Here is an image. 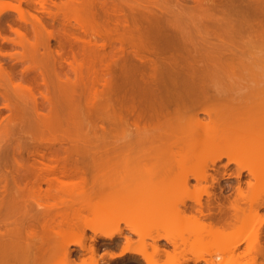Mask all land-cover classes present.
Returning <instances> with one entry per match:
<instances>
[{"label": "bare ground", "instance_id": "1", "mask_svg": "<svg viewBox=\"0 0 264 264\" xmlns=\"http://www.w3.org/2000/svg\"><path fill=\"white\" fill-rule=\"evenodd\" d=\"M13 1L16 2V6L8 5L3 9L15 12L17 20L21 24L19 22H17V24H15L16 22H14V24L13 22H11V24L6 22L7 27H5L8 28L7 31L9 30L8 32H10L13 37L6 39V37L0 36V38L3 41H8L16 48L20 47L21 51H14V53L0 51V108L10 111L12 109L11 96H21L23 94L22 89H24L29 95L33 96L32 83L34 82L38 85V87H36L38 92L36 96L38 95L40 100L42 99L43 101L40 102V105L43 104L41 107L45 108L41 109H43V111L46 110L39 115L40 133H43L41 134L42 139L40 137L39 141L42 142L45 147L40 143L44 147V152L43 150L38 152L40 155L39 157L42 160L45 159L46 162L38 161L33 163L32 160L29 163V156L31 157L32 154H38L37 150L28 151L25 149L23 151V149L19 148L10 152L14 160L13 166L11 165V168L5 167L6 169H0V264H44L43 261L47 258V262L45 263L51 264V258L53 260L54 257L56 259L54 258V262H52L53 264H55V262H58V264L67 262L73 263L71 251L67 245H62L58 241V244L60 245L54 244V247V245H51L50 243H55L57 241H54L50 236H52L51 234L58 233L57 230H61L62 228H66L72 234L77 232L79 235H82L84 233L85 230H81L84 228H80L81 232H79L80 230L78 229V226H76L79 224H76L75 222V220L78 221V217L75 215L77 213L74 214V217L71 216L75 210L73 211L68 205L66 208H69L70 210L65 209L69 215V211H73L71 212L70 217H72V219L76 218L74 219L75 223L65 214V210H60V212H58V210L56 213H50L43 212L41 209L40 211H37L38 209H36V212L33 213L30 212L32 207L30 209L28 208L29 205L27 204L26 196L24 195L27 193L30 194L29 197H39L42 184L47 187L44 193V196L46 195V197H52L54 193L61 194V192L65 191H67V193L78 192L77 190H79V192H84L83 188L98 174H102L105 177V180L103 183H100L93 188L92 192L100 194L105 187H108L109 189L111 188V190L113 189L114 191L124 190L126 192V196L121 199V202L118 200L119 203H116L119 208H116L113 202V204H109L108 201L107 205L112 206L106 207L102 204V206L104 205L103 207H106V210L103 211L102 209H99L100 207L103 208L102 206H91L87 201L91 206L90 209L93 207V210L91 209L92 211L96 210L95 207L98 211H102L99 222V219L93 220L94 212L91 210L90 212L88 210L89 208H85L88 207V205L86 206L85 204L80 203L81 207L85 205L84 208L88 211H85L84 215L83 213L81 214V212H78L83 218L81 224H89L88 221L86 223L87 219L90 222L93 220L89 225L91 226L95 222L94 225H96V227L93 225L94 227L88 226L86 229L88 228L92 233L93 231L94 233L97 232L98 236L105 240L111 241L114 236L121 233V229L117 224L119 222L118 219L124 222L125 216L130 213L144 212L146 214L147 212V215H154L155 217L156 215L162 217L165 213H168V218L172 219L173 216L177 218L175 215L183 213L184 209H180V207H186L185 202L188 199L192 200L195 205L192 207L190 206L191 208L189 207L188 209H190V211L193 212L192 215L194 214L196 217H194V215L191 216V214L189 215L196 218L198 221L207 220V222L202 221L204 225H199V230L212 233L213 235V233H219L225 228L231 226L235 227L236 223L238 225V223L241 222L239 223L241 226L244 224L247 215L246 211H248V209L246 210L243 209L244 207H240L243 198H246L243 197L244 191L241 192L239 185L240 173H237L235 176L237 179V186L234 188V199H231L232 197L230 196H222V192L224 191L222 185H218V191L213 197H211V202L206 200L205 203H201L199 197L186 198L185 194H183L187 185L190 183L189 180L194 179V181H199L208 176V173L205 172L206 169L204 170V168L208 167L209 169V166L206 167L205 162L209 161V163L212 164L210 167H213L215 162L226 156V153L230 150L231 141L237 140L244 142L243 148L245 150V157L244 155L242 158L239 157L241 156L239 155L240 153L243 154L241 144L233 149V153L227 158L226 163H234L239 167L238 172L240 170H245L248 174L255 177L256 186H258L259 183H264V171H261V173H255L252 166L246 167L242 165L243 161L248 156V152L250 153L253 151L255 144L264 136V83H262L261 86H258V83L251 82L241 86V88L238 87L239 90L233 89L231 92L233 94L235 92L234 96H229L228 93L230 94L231 92L224 90L225 92H228L227 94L225 93V96L222 87L215 84L223 76L233 74L235 72L233 66L240 60L238 59V49L241 48H237L238 42H235L236 47H234L233 43L230 44L223 40V36L229 37V35L232 34L229 33V31L231 32L233 28H239V24L237 25L238 27H236L232 22L234 25L233 27L231 22H228L227 20L220 21L217 19L218 21H215L214 19V21H207L203 16L202 19L204 18V20H200L199 18L195 19L200 21L198 24L199 26L194 25L191 27L192 30L189 31V28L185 27L187 25L186 23L184 24V19H181L183 23L179 20L181 18V13L178 14L179 12L177 14L180 15V17L179 19H176V21L179 20L178 22H176L175 19L171 22L173 19H168L167 17L169 16L165 17L166 19L160 16L165 19L164 21H162L163 19L160 21V18L156 19L157 16L154 18L156 21H154L153 16H151L153 21L150 22L148 18H137L134 20L135 18L133 19L131 17L132 19L130 18L131 20H129V22L126 19L128 18L127 16L125 18L120 14L121 12H117L114 9L112 11L113 18L109 19V22L104 19L107 22L103 23L101 21V24H99L95 20V9L93 10L95 5L94 2H100L104 5V0H70L69 2L71 3L68 5L62 4L60 6L56 0ZM257 1L253 2L255 3ZM22 4H25L26 6L35 5L34 9L37 10L39 8L38 10L42 13L44 12L50 20H52L51 22L57 17L60 8L68 9L75 13L84 7V9H82L83 12L86 16H90L91 18V23L88 22L91 36L87 40L81 36L73 38L76 42L81 44V50L79 56H76L73 53L70 55L72 61L70 60L71 62H69L68 65L71 67H69L71 69L69 70L73 72L72 77L68 78V76L71 75L68 74V72L70 73V71H68L65 73L66 76L63 73V76L65 77H63L64 79H59L52 70L54 62L58 61V64L59 61H62L63 63L65 62V57H62L64 55L61 54V51H53L50 55L43 53H38L37 55L34 52L35 46L39 47L38 44L40 42L54 38L52 30H50L53 29L50 27L54 26L53 24L51 26L49 24L50 29L42 27L43 30H41V32H44L42 33L45 34V38L43 34H40V39L46 40L39 41V30L42 28H38L37 31V27L34 28L33 26L34 24L30 25V27H28L32 32V34H30L32 37H28L30 31L26 28L28 21L26 24V19L20 8ZM257 8H260L259 4ZM261 10L263 9L261 8ZM257 14H259V12H257ZM31 16L32 15L28 16L27 14V17ZM205 16L207 17V15ZM36 18L34 19L36 20ZM141 19H143L144 24L141 23L142 21H138ZM37 22L38 19L36 20V23ZM75 22V25L80 32L88 33L87 27L82 21L76 20ZM180 22L181 24H179ZM250 22L251 23L246 26L248 43L244 44L245 48L250 51L251 54L256 55V57L254 56V59L258 57L256 59L258 60L257 62H259L258 64L264 63V26H262L264 23H256L253 20L254 24H257L254 25L252 24V21ZM29 24L31 23L29 22ZM138 24L141 25V29L139 28V30L142 34L149 33V35H151L150 33L155 31L157 34L161 35V39L164 40V50L171 51L170 47L165 46L166 43H168L169 45L180 47L171 48L174 51L177 49H183L185 56L182 57L177 54L174 56L158 55L157 59L159 60V64L154 65L150 58L140 56L139 53L130 54V52H126L125 47L127 46L123 47L124 41L131 40L135 33H137L136 35L138 37L134 36V39H139L140 37L139 35L141 32H138L137 29L139 26ZM182 24H184V26ZM75 25L72 26L75 27ZM3 26H0V35ZM25 28L27 31H25ZM231 28L232 30H230ZM193 30H195V32H198V30L199 32L202 31L205 35L202 38L204 39L203 43H199L198 45L192 42V40H194V35L192 34ZM234 31H236V29ZM121 32L123 33L121 34ZM240 33L242 32L240 31ZM190 34L192 35V38ZM141 38H143V36H141ZM211 39H215L218 42L211 43ZM37 41L38 44L36 45ZM105 43L108 45L118 43V45H120L117 49L118 53H104ZM128 47H131V45ZM202 49L204 50V55L197 56L199 50L201 52ZM47 50H49V47ZM39 51L37 50V52ZM241 51L242 50H240V52ZM239 54L241 55L242 53ZM5 59L10 61L11 66L12 64L15 65L17 63V65H21L20 71L18 73L16 71L17 75L19 74V78H16L13 72L6 70L3 66V62L6 61ZM254 59L253 62L255 63ZM136 62H139L141 65H137ZM10 63L8 64L9 66ZM96 63L100 65L99 71L95 69ZM32 64H37V67L42 64L50 67H46L48 68L46 69L44 68V65H42L40 68L45 69L44 71H46V73L38 72L36 75L34 71L37 72V70L33 71V66L31 67ZM68 65L66 64V66ZM13 68L16 67L13 66ZM260 68L263 69L264 67ZM81 69L86 72H88L87 70L89 69L88 73L81 71L82 73L85 72V74H88V76L85 74L84 76L80 72ZM9 70H12V68H9ZM13 71H15V69ZM29 71L32 74L29 73V75ZM33 72L35 75H33ZM27 75L28 77L30 76V78H27ZM52 76L54 77L52 78ZM49 77L52 79L49 80ZM230 87L231 89L234 88L233 84H230ZM220 89H222L221 92H219ZM198 111L207 114L208 119L202 121L203 119H198L197 116L189 117L186 114L190 112L197 113ZM208 112L212 114H209ZM129 117L132 118L133 130L141 132L135 133V135H143L139 136L141 142L138 141V144L141 143V147L144 146L140 148L139 145H137L139 149L132 154V160L135 161L136 158H138V160L140 158H144L145 160L148 158L149 160L151 159L152 161H149L151 162L150 167L148 166L145 169L148 171L149 175V168H151L153 164L154 166L152 167L156 168L154 170L155 173L153 168L151 169L152 171H150L151 174H156V176L153 175L156 179H154V177L151 178L152 175H149L151 178L149 181L143 180V178L139 177V179L135 178L136 181L133 180V182H129L126 186L123 184L122 186L118 182L127 177L126 175L129 174V169H127V167H119L115 160H117L119 158L118 156L124 151L117 149V146V150L115 148H113L115 150L105 149L104 144L106 143L107 138H109L106 136V133H109L112 129L118 130V127L120 126L123 128V125H125ZM103 124L106 125L108 131ZM239 131L241 133H238ZM248 131L250 134H242V132ZM227 132H230L231 134L229 133V135H225ZM117 133L119 134V132ZM48 134L51 135L49 139L47 138ZM113 136L115 135L113 134ZM132 136L133 135L130 137ZM122 137V139L125 140V136ZM243 138H245V140H243ZM137 140H135L136 143ZM45 143L46 145H49L46 146ZM106 145L108 147V144ZM203 153H206L205 156L207 155V161L204 162L205 165L196 169L194 165L201 160V155H203ZM259 155H261L264 160V150L260 151ZM258 158L261 159L260 156H258ZM124 163L128 166L129 160ZM154 163H156L157 166ZM172 165L177 166L180 170L174 174V176H170L169 174L171 170H173ZM210 175L211 174H209V176ZM153 179L154 181L157 180L156 183L151 181ZM161 184L167 185L165 192L164 190L160 191L159 189V192L157 193L156 190H158V187H161ZM247 185L249 186V183H247ZM163 194L167 195V199H163ZM258 199L259 197H255L253 200L251 199L252 205L251 203L249 205L250 207H254L251 210L249 208V210L251 211V214H256L259 227L256 230L251 231V239L247 246V252L245 251V254L250 256L249 259L247 258L248 260L246 259L245 262L242 263L241 259L244 255L241 253L242 256L238 254L239 257H232L238 244L241 241H244V235L241 234L242 232L235 236L232 235V237H229L228 239H222L223 241L220 240L218 244L216 243L218 246H215L216 248L213 257L215 256L214 259L218 262H211L204 256L206 254L209 256L212 254L209 252L212 250H208L212 246L207 247V245L204 246L203 244L202 246L200 244L201 242L199 243L198 241L195 243L198 242L199 245L194 243V246L198 245V251L201 250L200 248H203L202 251H206L197 255L195 253L198 251L194 250L195 252L192 251L193 255L190 254L193 258L191 257V259L187 260L191 261L193 264L201 262L204 264H225L224 262L222 263L223 260H220V258L226 256V254L229 256L232 253L229 259L232 264H264V243L262 244L260 240V231L262 230L261 224L264 222V216L259 217L257 215V209L264 206V201L260 202L259 200L258 202ZM164 200L166 202H164ZM87 202L85 201V203ZM104 203H106V201ZM37 206L41 207L40 204H37ZM174 208H176V211H174ZM185 210H187V208ZM89 212L91 215L93 214V216H91ZM242 212H245V214ZM85 214H88V216L90 215V218H93L90 220L87 216L88 218L86 219ZM98 215L99 214H97V217L99 218ZM97 217L95 218L97 219ZM252 220L254 221L253 218ZM81 226L82 225L79 227ZM173 228H175V226ZM145 231L147 230H144V233H137V231L134 230L132 232L136 233L141 238V236H147L146 233L149 230L147 232ZM196 233L198 232H195V235ZM180 234L181 233H179V235ZM204 235L208 236L209 234ZM65 236L67 237L68 234ZM49 238L51 240H49ZM159 238H163L173 248V252H175L177 256V251H180L179 248L181 245L179 246V243L177 242L178 237L176 233H171L163 237L157 236L154 240ZM95 239V236L90 238L91 244L88 245L87 249L82 246V248H84L85 251L87 250L86 252L90 254L88 260L92 262L84 261L85 259L80 257L84 261L83 264H98L94 258L96 253L94 248ZM184 239H181V244H185ZM31 241L34 242L33 245ZM125 241V245L119 254H108L107 256L113 258L116 256H122L126 253H132L140 255L145 264H155L154 255H167V252L159 248L157 245H151L153 251L151 254L145 251V247L147 246H139L134 249V247L130 248L131 243L129 240L125 239ZM176 249L177 251H175ZM194 249H196V247ZM181 252L179 253L182 255ZM175 253H173L174 256ZM257 256L261 258V261L258 260ZM57 258L59 261H56ZM183 264H187V262Z\"/></svg>", "mask_w": 264, "mask_h": 264}, {"label": "rangeland", "instance_id": "2", "mask_svg": "<svg viewBox=\"0 0 264 264\" xmlns=\"http://www.w3.org/2000/svg\"><path fill=\"white\" fill-rule=\"evenodd\" d=\"M69 1L70 0H68V1H66V0H56V2L58 3L59 6L62 5V4L68 5L69 3H71ZM104 1H105L104 5L101 4L99 1H97L99 3L94 2L95 5L93 7V10L95 9V11H94L95 12V20L99 24H101V21L103 23L107 22V21L109 22L110 21L109 19L113 18V15H112L113 9L115 11H117V12H121L120 14H122V16H124L125 18L127 16L128 18H126V19L128 21L131 20L132 18L133 19L135 18L134 20H136L137 18L138 19H140V18L147 19L148 18L149 22L153 21V20L156 21L154 19V18H156V16H157L156 19L160 18V21L162 19H163L162 21H164L166 19L165 17L169 16L167 18L171 19V20L173 19L171 21V22H173L174 19H175V21H176V19H179L180 15H181V18L179 20L181 21V19H184L183 20L184 24L186 23V25H187L185 27L189 28V31L192 30V28H191L192 26L199 24L200 21L199 20L198 21L195 20V19H198V18L200 20H204V18H205V20L207 19V21L208 20L209 21H214V19H215V21L227 20L228 22H231V25L233 27H234V25L236 27H238L237 25L239 24V28H233V30L231 28L230 29V30H232L231 32L228 30L229 33H232V34L229 35V37H233V38H229L228 36H227L228 37L227 38L225 36L226 37V39H225V37L223 36V38H224L223 40L225 42H227V43H230V44L233 43L234 47H236L235 46L236 45L235 42H238L237 48H241V49H238V50H239V53H242L241 55L238 53V59H240V60L235 63L236 65L233 66V69H235V72L233 74H231L229 76H223L224 78L223 77L220 78L219 81H218L219 83L216 82L215 84L220 85V87H222V89H223V93L227 94L228 92H231V90L232 91H233V89L239 90V88H241V86H244V85L249 84L251 82L258 83V86H261L262 83H264V68H263L264 67V63L258 64L259 62H257L258 60H256L258 57L256 59H254L256 57V55L251 54V52L248 51L245 48V45H244V44L248 43V34H247L248 32L246 31L247 24H250L251 23L250 21L253 22V20L256 23H261V24L264 23V0H258V1L257 0H104ZM253 1H257L258 3L257 2L254 3ZM260 2H261V4H260ZM258 4H259L260 8H257ZM8 5L16 6V2L13 1V0H0V26H3V24H4V26L2 27L0 36L6 37V39L13 37V35L10 32H8L9 30L7 31V29H8V28H6L7 27L6 26L7 23L11 24V22H13V24H14V22H16L15 24H17V22H19L17 20V15H16L15 12H13L11 10L3 9V8H5ZM34 6L35 5H27L26 6L25 4H22L21 7H20L21 11H22V13L24 15V18L26 19V24H27V21H28V24H29V22L31 23L29 25L27 24L26 28H28V31H30L29 30L30 25H33V24H34L33 25L34 28L37 27V31H38V28H42V27L46 28V29H50V28L55 29V30L50 29V30H52V33L54 35V38H51L50 40L40 39L41 38L40 36L44 32L43 31H42L43 33L41 32V30H43V28L39 30L40 31V33H39V41H43V40H46V41L40 42L39 44H38V41H37L36 45L38 44L39 47L35 46L34 52L37 55H38V53H43V54L50 55L53 51L59 50V52L61 51V54L64 55L62 57L63 58L65 57L64 58L65 59L64 63H66L68 65V63L72 61L71 58H70V55H72V53H73L76 56H79L80 50H81L80 49L81 44L79 42H76V40H74L73 38L76 37V36L77 37L81 36L82 38H86V40H87L91 36L90 35L91 31H90V29L88 27V22L91 21L90 16L88 17V16L85 15V13L82 10V9H84V7H82V9L78 10L75 13H73L72 11H70L68 9L60 8V11L58 12L57 17L53 20V22H51L52 20H50V18L44 12L42 13L41 11L38 10L39 8H38L37 5H36L37 8H38L37 10L34 9ZM261 8L263 10H261ZM254 10L256 11V13H255ZM260 11H261V14H260ZM257 12H259V14H257ZM177 13L178 14L181 13V14L178 15ZM27 14H28V16L32 15L33 18H32V16L31 17H27ZM205 15H207V17ZM34 16H36L37 18L34 17ZM151 16H153V20H152ZM160 16L164 17L165 19L161 18ZM203 16H204V18L202 19ZM213 17H216V18H213ZM34 18H36V20L38 19L39 25H38V22L36 23V20ZM104 19H106L107 21L104 20ZM221 19H223V20H221ZM76 20L77 21H82L86 25L88 33L87 32L83 33L82 31L80 32V30H78V28L75 25L76 24V22H75ZM138 21H140V22L142 21L141 23H143V19L138 20ZM178 21H176V22H178ZM183 21H181V22L183 23ZM181 22L179 24H181ZM232 22H233L234 25L232 24ZM254 22L252 24H254ZM137 23H139V22H137ZM49 24H50V26L53 24L54 27H50L49 28ZM184 24H182V25L184 26ZM72 25L73 26L75 25V27H73ZM254 25H257V24H254ZM140 26L141 25H139L137 27L138 32L140 31L139 30ZM143 26H142V28H143ZM262 26H264V25L262 24ZM240 27H241V29H240ZM235 29H236L237 32L234 31ZM199 30H198V32L197 31L195 32V30H193V32H192V34L194 35V38H193L194 40H192V42H194V43H196L198 45H199V43H203L204 42V39H202V38H203V36H205L202 33V31L199 32ZM239 30L242 33H240ZM25 31H27V29ZM152 32L153 33H150L151 35H149V33L142 34V32H141V34L139 35L140 36L139 39L141 38V36H143V38H141L140 40L137 39V38L134 39V36H137L136 35L137 33H135L134 36H132L131 40L124 41L123 47L127 46V47H125L126 52H130V54L131 53H139L140 56H144L145 58H150L154 65H158L159 64V60L157 59L158 55L159 56H169V55L174 56V55L177 54V55H181L182 57L185 56V52L183 51V49H177V50L174 51L171 48H180V47H177V46H174V45H169L168 43H166L165 46L170 47L171 51H166V49L164 50V40L161 39L162 36L157 34L155 31H152ZM122 33L123 32H121V34ZM30 34H32L31 31L28 34V37L31 38L32 35L30 36ZM225 34H228V33H225ZM44 35L45 34H43V36ZM44 38H45V36H44ZM191 38H192V35H191ZM34 40H35V38H34ZM5 41L6 40H4V41L2 39L0 40V51H2V52L5 51V53L6 52L14 53V51H16V52L17 51H21L20 47L16 48L14 45L9 43L8 41H6V42ZM47 41L49 42V45H48ZM210 41H211V43L218 42L215 39H211ZM242 41H244V42H242ZM31 42H32V40H31ZM44 42H46L47 44L44 43ZM105 44L106 45H105V48H104V53L105 52L106 53H112V52L118 53V51H117L118 46L120 47V45H118V43H113L111 45H108L107 43H105ZM129 45H131V47H128ZM47 46L49 47V50H47L48 49ZM40 47L42 48V50H41ZM36 48H38V49H36ZM37 50L38 51L40 50L42 52H40V51L37 52ZM240 50H242V51L240 52ZM49 51H51V52H49ZM203 52H204L203 49H202L201 52L199 50V52L197 53V56H200V55L202 56V54L204 55ZM253 59H254L255 63L253 62ZM5 60L6 61L3 62V66L6 68V70L13 72L15 77L19 78V74L17 75V73L20 71L21 65L20 64L17 65L18 64L17 63L15 65L12 64V66H11L10 61L8 59H5ZM9 63H10V66L8 65ZM64 63L62 61H59V64H58V61H56L52 65V70H53L54 74H56L58 76L59 79H64L65 77L63 76V73L65 74V73H67L68 71L71 70L70 69L71 67L69 65L66 66V64H64ZM136 64L137 65H141L139 62H136ZM36 65H34V64L31 65V67L33 66V71L37 70V72L34 71L36 73V75L38 74V72H40V73H44L45 72L46 73V71H44L45 69H41L40 68L44 64H42L40 66L38 65L39 67H37ZM13 66L16 67L17 69L13 68ZM46 67L49 68L50 66H45L44 65V68H46ZM260 67H262L263 69H261ZM9 68H12V70H9ZM48 68H46V69H48ZM14 69H15V71H13ZM83 69H81L80 72L81 71L82 72L85 71ZM95 69L97 71H99L100 70V65L96 63ZM259 69H261V70H259ZM16 71H17V73H16ZM87 71L89 72V69ZM34 72H33V75H35ZM61 72H62V74H61ZM85 72L82 73V74L84 75ZM88 72H86V73H88ZM29 73H30V71L28 72V74ZM72 73H73L72 71H70V73L68 72L69 75L71 74L70 76L67 75L68 78L72 77ZM30 74H32V73H30ZM85 75L88 76V74H85ZM65 76H66V74H65ZM26 77L30 78V76L28 77V75ZM53 77L54 76H52V78ZM52 78L49 77V80L52 79ZM230 84L231 85L233 84L234 88L231 89ZM36 87H38V85L33 82L32 83V88H33L32 94H33L34 97L29 95L24 89H22L23 94L21 96H19V97L11 96V103H12L11 107H12V109L10 111H8L7 109H6L7 110L6 111L3 108H0V118H1L0 119V169L1 170L4 169L5 167L6 168H11V165L13 166V164H14L13 161L14 160H13L11 154H10V152H12V150H17V149L20 148V149H23V151L25 149H27L28 151L29 150H31V151L32 150H37V152L38 151L41 152L40 150H43L44 147H45L44 144L39 141V138L41 137V134H43V133H40L39 115L41 113H43L44 111H46V110L43 111V109L45 107L44 108L41 107V105H43V104L40 105V102H43L42 99L40 100L39 96L38 95H37L38 97L36 96V94H38ZM225 87H228V88H225ZM222 89H220L219 92H221ZM224 90L228 91V92H225ZM237 92H236V94H237ZM226 94H225V96H226ZM230 94L228 93L229 96H234L235 92H234V94L232 92ZM0 106H1V104H0ZM44 106H45V103H44ZM41 108H43V109H41ZM186 114L189 117L190 116H192V117L197 116L198 119H201V120L203 119L202 121H206L208 119L207 118V114L199 112V111L197 113L190 112V113H186ZM186 114H185V116H186ZM209 114H212V113H209ZM131 119L132 118H130V117L127 119L125 125H123V128H121L122 126L118 127L122 131H120L117 128L118 130L112 129V130H110L109 133H106V136L109 137V138H107V141L104 144L105 149L106 148L109 149V150L113 149V148L116 149V146H117V149H121V150L124 151L118 156L119 158L117 160H115L116 163L119 165V167H125V168L127 167V169H129V174L126 175L127 177L121 179L120 182H118L121 185L123 184L124 186L129 184V182H133V180L136 181V179H139V177L143 178V180H148V181L151 178H153V177H154V179H156L155 178L156 174H151V171H152L151 169L153 168V171L156 169V168L152 167V166H154L153 164H152L151 168H149L151 170V171L149 170V175H152L151 178L148 175V171L145 169L148 166L150 167L151 162H149V161L151 159L149 160V158L148 159L146 158L147 160H145L144 158H140L139 157L140 159L138 160V158L135 157L137 160L136 159H135V161L132 160L133 159L132 158L133 157L132 154L136 150H138L139 147L142 148L144 146L141 147V143L138 144L139 142H141V139H140L139 136L142 135V134H138V135L136 134L135 135V133H138L140 131L137 132V131L133 130L134 127L132 126V120ZM103 125H105V124H103ZM105 129H106V125H105ZM117 132H119V134ZM229 133L230 132H227V133H225V135H229ZM238 133H241V132L239 131ZM44 134L47 135L46 133H44ZM110 134L112 136L114 134L115 136L112 137ZM120 134H122V135H120ZM242 134L248 135V134H250V132L249 131L248 132H242ZM131 135H133V136L130 137ZM42 136H44V135H42ZM48 136H47V138L49 139L51 135L48 134ZM122 136H125L124 137L125 140L122 139L123 138ZM134 137H136V138H134ZM41 139H42V137H41ZM137 139H139V140H137ZM135 140H137V143L135 142ZM243 140H245V138H243ZM133 141H134V143H133ZM40 143H42L44 147ZM46 143H47V140H46ZM46 143H45V145H46ZM130 143H131V145H130ZM135 143H136V145H135ZM106 144H108V147H107ZM241 144H242V149H243L242 152H243V154L240 153L239 155H241V156H239V157L242 158V156L244 155V152H245V150L243 148L244 147V142H241L239 140L231 141V147H230V150L228 151V153H226V156L222 157L219 161L215 162V164H213V167H210V166H212V164L209 163V161L206 160V157H207V155L205 156L206 153H203V155H201V160L199 162H197L194 165V167L196 169H199L200 166L205 165L204 162L207 161L205 163H206V167L209 166V169L207 167V168H204V170L206 169L205 172H207L208 174L207 173H205V174H207L208 176H206V178L203 179V180L200 179L199 181H194V179L189 180L190 183L187 185V187H186V189H185V191L183 193V194H185L186 198L199 197L201 203H205L206 200L210 201L211 197H213V195L216 194V192L218 191L217 190L218 189V185H220V186L222 185V187L224 188V191L222 192V196L223 197L224 196L225 197H229L230 196V197H232L231 199H234V197H235L234 188H236V186H237L236 185L237 184L236 183L237 179H236L235 176H236L237 173H240V177H239L240 184L239 185H240L241 192L244 191L243 192L244 196L243 195L242 196L246 197V198H243V200L241 199L243 202L240 203V205H241L240 207L241 208L244 207L243 209H246V210L248 209V211L245 210L246 214H247L245 222H244V224L242 226H241V224H239L241 222H239L238 225H237V223H236V226L234 225L235 227L231 226L232 228L231 227L225 228L222 231H220L219 233H216V232H215L216 234L213 233V235H212V233H207L205 231H202V230L198 229L199 225L203 224L202 221L203 222L204 221L207 222V220L205 219V220H202V221H198L196 218H194V217H196V215H194V214H193L194 217H191V216H193L192 215L193 212H191L190 209H188V208L190 206L192 207V206H195V205H194L192 200L188 199L185 202V206L186 207L182 208V207L179 206L180 209H184L185 210L187 208L188 211L187 210H185V211L183 210V213H182L183 215L182 214H180V215L177 214L178 216L175 215L177 218H175L174 216L172 217V219L168 218L167 217L168 213H165V212H164L165 213L164 216H162V217L161 216L159 217L158 215H156V217L154 215L150 216V215H147L148 214L147 212H146V214L144 212H140V213L136 212L137 214L135 212H133V213H130V214L125 216V221L124 222L120 221L118 219L119 222L117 224H118V227L121 229V233L119 235L117 234L116 236H114L111 241L101 238L100 236H98L97 232L94 233V231H93V233H92V231L89 230L88 228L86 229V227H88V226L89 227H94V226L96 227V225H94L95 222L93 224L94 226L93 225L90 226L89 224H91L93 222V220H98L99 219L98 222L100 221V217H101L100 214L102 213V211L100 212V210L102 209L104 211V210H106V207H111L112 206V205H109V206L107 205L108 201H109V204H111L113 202L115 204L116 208H119L118 204L116 205V203L121 202V199H123L126 196V194H125L126 192L124 190H122V191H114L113 189L111 190V188L109 189L108 187H105L104 189H102L100 194L96 193V192L95 193L92 192L93 188H95L100 183L104 182L105 177L102 174H98L94 178H92L87 183V185L83 188L84 192H81V191L79 192V190H77L78 192H73V193L71 192L72 193V195H71L70 192L67 193V191H65V192H61V194L60 193L59 194L58 193H54V195H53L54 197L53 196L52 197H46V195L44 196V193H45V190L47 189V187H46V185L42 184L41 185V194H40L39 197H37V196L29 197L30 194H27V193H25L24 196H26V201H27V204L29 205L28 208L30 209L32 207L30 209V212H33V213L36 212V209H38L37 211H40V209H41V211H43V212H50V213H54L55 212L56 213L58 210H59L58 212H60V210L67 209L66 208L67 205L70 206V208L73 211L74 210L76 211V212L75 211L74 212L73 211H69V212H70V215H71V212H73V215H71L73 217H74V214L77 213L75 215H76V217H78V221L79 222L77 220H75V222H76V224L79 223L80 225H82L81 227H79L80 226L79 224L78 225L74 224L75 223L74 219H76V218L72 219V217H70L69 213L66 212V210H65V214L68 215L69 218L73 220L72 221V222H74L73 224L78 226L79 230H80V228H84V229H81L82 231L85 230L84 231L85 234L82 232L84 235L83 234L79 235L77 232L75 234H72L66 228H62L61 230H59V229L57 230L58 233L51 234L52 236H50V238H53L54 241H57L55 243L54 242H52V243L49 242L51 245L58 244V241H59L60 244L67 245V247L71 251L72 262L73 263H68L67 262V263H62V264H76V263L77 264H83L84 261H89L88 257H89L90 254L88 252H86L87 250L85 251V249H87L88 245L91 244L90 238L94 237V236L96 237V239L94 241V248L96 250L94 258L96 259L98 264H145L144 261L141 259V256L138 255V254L126 253V254H124L122 256H116L117 254H119V252L122 250L123 246L125 245V242H126L125 239L129 240V242L131 243L130 244V248L134 247V249H135L136 247L138 248L139 246H147V247H145L146 248L145 251L147 253H151V252L153 253V251L151 249L152 248L151 245L152 246L153 245H157L159 248H161L164 251H166L167 255H165V254H161V255L159 254L157 256L154 255L155 256L154 257L155 264H183L185 262H187V264H193L191 261H188V260L191 259L192 255H193V252H195L196 250L197 251L199 250V249H197V246L201 242L200 243L201 245L202 244L204 246L207 245V247L208 246H210V247L212 246L211 248L209 247L210 249H208V250H212V251H209L212 254L210 256L208 254L204 255L206 259H208L209 261L212 262V261H216L214 259L215 256L213 257V253L215 251V248L218 246L217 245L218 242H220V240L225 239V238L228 239L229 237H232V235L233 236H235L236 234L238 235L241 232H242L241 234L244 235L243 236L244 237V241H241L238 244V246L236 247L237 249L234 250V253L233 254L231 253V254H232V257H234V256H236V257L238 256L239 257V255L240 256L244 255V256H242V259L240 258L242 260V263H243V262H245V260L247 258L249 259V257H250V256L246 255L245 253L247 252L246 251L248 249L247 246H248L249 240L251 239V231L252 230H256L259 227L258 224H257L258 221H257V218H256V214H251L250 213L251 212L250 210L252 208H254V207L253 206L250 207L249 205H250V203L252 205V200L255 197H259L258 202H259V200H260V202L264 201V183H259V185L256 186L255 177H253L252 175L248 174L247 171H245V170H242V171L240 170L238 172V168L239 167L236 166L234 163H229V164L226 163L227 162V158L233 153L232 152L233 149L236 146L241 145ZM48 145H46V146H48ZM133 145H135V146H133ZM137 145H139V147ZM55 146H58V145H55ZM102 148H103V146H102ZM115 149H113V150H115ZM133 149H135V150H133ZM262 150H264V136L258 141V143L255 144L254 150L251 151L250 153L248 152V154H247L248 156L243 161L242 165L246 166V167L252 166L253 167V171H255V173L256 172L257 173H261V171H264V160L262 159L261 155H259L260 151H262ZM39 152H38V154L37 153L34 154V155L32 154L33 156L31 155V157L29 156V161L28 162L30 163L32 160H33V163H36L38 161L46 162L45 159L42 160L39 157L40 156ZM43 152H44V150H43ZM258 156H260L261 159H259ZM244 157H245V155H244ZM127 160H129V165L128 166H126V163H124ZM140 160H142V161H140ZM154 164L156 165V163H154ZM172 166H173L172 167L173 170H171V172L169 173L170 176H174V174H176L177 172L180 171L177 168V166H175V165H172ZM154 173H155V171H154ZM209 174H211V175L209 176ZM153 175H155V176H153ZM226 177H227V179H226ZM154 179L151 180V181H154ZM156 181H154V182L156 183ZM247 183H249V186L247 185ZM166 187H167L166 184H163V185L161 184V187L160 188L158 187V190H156V192L158 193L159 189H160V191L164 190V192H165ZM157 193H156V197H157ZM62 194H63L64 197L62 196ZM165 194H163V199L164 198L167 199V195H165ZM33 195H36V194H33ZM118 200H119V202H118ZM85 201L86 202L88 201L91 206L92 205H95V206L100 205V206H102V204H104L106 207H103L104 206L103 205L102 206L103 208L100 207L99 211L95 207L96 210L92 211L93 207L91 208L92 209L91 210L90 209L91 206L89 205L88 202L85 203ZM105 201H106V203H104ZM164 202H166V201L164 200ZM80 203L85 204L86 206L88 205V207H85V205L83 207H81ZM37 204H40L41 207H38ZM74 205H75V207H74ZM161 205H163V204H161ZM119 206H120V204H119ZM84 207L85 208H89L88 209L89 211L91 210L92 212H94V216H93V214L91 215V213H90L91 211L89 212L90 215L94 217V218L92 217L93 220H91L92 218L89 217L90 215L88 216V214L87 215L85 214V216H86L85 218L87 219L89 217L90 220H91V222H90L88 219L87 220L85 219L86 223H87V221L89 222V224L87 223L88 225L87 224L85 225V223H84L85 226L83 225V223L81 224L82 219H83L81 214L83 213V215H84V212L87 211V209H85ZM59 208H61V209H59ZM113 208H115V207H113ZM249 208H250V210H249ZM174 209H175L174 211H176V208H174ZM174 211H173V213H174ZM78 212H81V214L78 213ZM96 212H99V213H96ZM242 213L245 214V212H242ZM78 214H79V216H78ZM97 214H99L98 215L99 218L97 217ZM189 214H191V216ZM242 215H241V217H242ZM257 215L259 217H263L264 216V206L263 207L261 206V207H259L257 209ZM95 217H97V219ZM157 217H159V218H157ZM118 218H120V217H118ZM252 218L254 219V221L252 220ZM242 219H244V218H242ZM126 225H128V226H126ZM239 225H240V228H239ZM261 225H262L261 226L262 230L260 229L261 230L260 231V233H261L260 234V237H261L260 240H261V243L263 244L264 243V241H263L264 240V222ZM174 226H175V228H173ZM235 229H238V230H235ZM79 230H76V231H79ZM81 230L79 232H81ZM133 230L137 231V233L138 232H140V233L143 232L144 233V230H147V231L149 230V231L148 232L145 231V232H147L146 233L147 236H143V237L141 236V238H142L141 239L139 237V235H137L136 233L132 232ZM195 232H198L199 234L196 233V235H195ZM171 233H176V235L178 237L177 242L179 243V246L181 245V247H182V248L181 247L179 248L180 251H177V249L175 250V251L178 252L177 256H176V253L173 252V248L163 238H159L157 240H154V238H156L157 236L163 237V236L169 235ZM179 233H181V234L179 235ZM67 234H68V236L66 237L65 235H67ZM204 234H209V235L207 236V235H204ZM50 238H49V240H51ZM181 239H184V241H185L184 243L185 244H181ZM196 241H198L199 243L198 242L195 243ZM222 241H221V243H222ZM29 243H30V241H29ZM31 243H32V245L34 244L33 241H31ZM194 243L198 244V245L194 246L195 245ZM60 244H58V245H60ZM82 246L85 249L82 248ZM54 247H55V245H54ZM195 247H196V249H194ZM200 249L201 250L198 251L195 254L199 255V253L202 254V253H204L206 251V250L202 251L203 248H200ZM171 251L173 253H175V256L173 255V253ZM179 252H181L182 255ZM108 254H112V255L116 254L115 255L116 257L109 258V256H107ZM190 254H192V255H190ZM230 255L228 256L226 254V256L221 257L220 260L221 259L223 260L222 263L224 262L225 264H227V262H228V264L229 263L232 264L231 260L229 261V259L231 257ZM80 257H82V259L84 258L85 260L83 261ZM54 258H53V260L51 258V264H53L52 262H54ZM257 258H258L259 261H261L260 257L257 256ZM47 259H45L43 261L44 264H48V263H45V262H47ZM92 260H94V259H92ZM56 261H59V259L57 258ZM89 262H86V263H89ZM216 262H218V261H216ZM90 263H92V262H90ZM55 264H58V262L57 263L55 262ZM198 264H204V263L201 262V263H198Z\"/></svg>", "mask_w": 264, "mask_h": 264}]
</instances>
